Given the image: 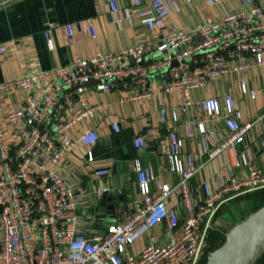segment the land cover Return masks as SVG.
<instances>
[{
  "label": "built area",
  "instance_id": "2783aa9c",
  "mask_svg": "<svg viewBox=\"0 0 264 264\" xmlns=\"http://www.w3.org/2000/svg\"><path fill=\"white\" fill-rule=\"evenodd\" d=\"M205 1L210 6L221 3ZM240 1L245 9L227 13L217 21L188 29L175 27L161 40L78 57L73 71L67 67L52 71L57 81L50 82V72L41 71L0 83V93L16 89L25 92L22 107L10 110L5 117L0 114V264H202L213 218L220 207L264 189V171L252 163L247 149L238 153L249 132L264 123V111L255 121L245 123L232 94L200 101L194 98L196 90L210 83L264 68V2ZM107 2L119 24L122 19L117 1ZM133 6L140 24L150 32L163 29L167 20L182 10L179 0H133ZM86 23L83 20L67 26L69 42ZM52 36V32H45L49 50L54 49ZM5 50L2 45L0 52ZM154 74L168 77L160 89L163 94L183 96L181 106L172 111L160 101L162 124L177 122L180 112L190 114L197 109L206 115V119L190 117L186 127L187 138L200 137L207 160L202 162L186 153L185 138L175 130L164 133L153 128L148 135L136 136L138 149L146 147L149 139L155 142L156 151L171 163L177 181H165L152 165L138 164L142 200L135 213L115 222L108 233H95L90 224L81 223L80 193L60 172L67 156L75 152L81 164L96 163L94 149L99 133L82 126L106 114L110 105L91 102L87 93H110L121 84L127 91L122 103L156 99L160 91L150 86ZM241 91L252 98L257 96L245 80ZM112 127L121 131L117 120ZM215 127L218 136L213 132ZM224 153H237L233 164L246 168L247 177L221 178L216 187L204 182L201 202L196 205L191 180L206 163ZM95 173L104 178L109 169L97 167ZM111 191V185L97 184L92 190L99 197ZM177 202L188 211L183 219ZM162 224L169 238L159 245L157 229ZM144 237L149 242L142 252L133 251Z\"/></svg>",
  "mask_w": 264,
  "mask_h": 264
},
{
  "label": "crops",
  "instance_id": "0c3cea01",
  "mask_svg": "<svg viewBox=\"0 0 264 264\" xmlns=\"http://www.w3.org/2000/svg\"><path fill=\"white\" fill-rule=\"evenodd\" d=\"M116 1L121 11L119 16L122 21L119 24L115 22L117 15L112 13L107 0H0V47L2 45L6 47L4 52H0V83L41 71L50 72V82H54L57 78L52 71L57 67H67L73 71L74 61L78 57L89 58L97 52L117 51L150 39L161 40L172 28L188 29L209 20L217 21L227 13L245 9L240 0H221L220 4L213 6L208 5L205 0H192L191 3L179 0L182 5L181 12L170 17L163 29L150 32L140 24L135 15L133 0ZM83 20L87 22L86 27L78 29L74 33V41L69 42L67 26ZM46 31L53 33V50L48 49L44 37ZM167 79V75L154 74L150 86L160 91ZM242 80L257 91L256 98L241 91ZM228 94L236 98L241 120L245 123L255 121L264 111V68L210 83L207 87L196 90L194 98L200 101L207 97H224ZM24 95L25 92L21 89L0 93L1 116L5 117L10 110L22 107ZM126 96L127 91L121 84L116 85L110 93L88 91L87 97L91 102L100 101L110 105L106 114L82 126L94 128L99 133L100 140L94 149L96 163L81 164L75 152L67 156L60 168V172L75 184L80 193L78 213L81 223L90 224L95 233L101 235L108 233L115 222L131 217L142 200L136 175L138 164L142 166L150 164L157 176L160 175L165 181H177V177L171 171V163L167 157L156 151L155 142L149 139L146 147L138 149L134 145L136 136L148 135L153 128H159L164 133L175 130L185 138L186 153L202 162L207 160L202 154L200 137L187 138L186 127L190 117L206 119L204 113L197 109L190 114L180 112L177 122L170 121L168 125L161 123L160 101L167 103L169 111L178 109L183 102L180 93L163 94L160 91V96L156 99L122 103L120 100ZM116 120L121 125L119 133L112 127V122ZM6 127L11 129L8 125ZM217 127L219 128V125ZM217 127L213 131L216 136L220 134ZM8 137L14 140L11 135ZM245 149L248 150L252 163L264 171V123L256 125L249 132L246 142L239 146L238 153ZM236 159L237 153H224L206 163L199 174L191 180L196 205L201 202L204 182H210L216 187L221 178L233 175L247 177L246 168L234 166ZM97 167L109 169V174L104 178L97 176L95 173ZM94 184L111 185L112 191L104 197L96 196L92 192ZM250 194L224 203L213 218L211 232L219 230L227 239L228 232L223 231L220 226L218 228L216 224L219 220L228 221L231 217L229 210L235 209V206L250 207L251 212L248 209V213L242 215V222L247 220L253 214L248 201ZM178 202L176 205L183 219L188 215V211ZM96 215H100V223L97 226ZM157 230L159 245H163L169 238V232L165 224L160 225ZM148 242V237L140 239L134 245L133 251L142 252ZM209 246L208 241L206 251ZM215 251H211L207 257L209 258ZM259 260H261L259 264H264V252Z\"/></svg>",
  "mask_w": 264,
  "mask_h": 264
},
{
  "label": "water",
  "instance_id": "95a60500",
  "mask_svg": "<svg viewBox=\"0 0 264 264\" xmlns=\"http://www.w3.org/2000/svg\"><path fill=\"white\" fill-rule=\"evenodd\" d=\"M42 124L40 127H43ZM108 198V197H105ZM100 215L95 216V225L100 223ZM237 247L224 257L225 250L238 238ZM264 252V206L253 213L247 220L233 229L226 239L223 248L213 252L207 264H257Z\"/></svg>",
  "mask_w": 264,
  "mask_h": 264
},
{
  "label": "trees",
  "instance_id": "16d2710c",
  "mask_svg": "<svg viewBox=\"0 0 264 264\" xmlns=\"http://www.w3.org/2000/svg\"><path fill=\"white\" fill-rule=\"evenodd\" d=\"M248 201H250V206L252 207L253 213L264 206V189L251 193L248 196ZM226 237L224 233L219 230H213L209 236L210 246L206 251V257L204 258L202 264H207L208 254L211 251L219 249L220 241H225ZM261 263V260L258 261V264Z\"/></svg>",
  "mask_w": 264,
  "mask_h": 264
},
{
  "label": "rangeland",
  "instance_id": "374dc122",
  "mask_svg": "<svg viewBox=\"0 0 264 264\" xmlns=\"http://www.w3.org/2000/svg\"><path fill=\"white\" fill-rule=\"evenodd\" d=\"M235 207H236L235 209H233V208H230V210L227 209V210H229V213L231 214V217L228 221L223 222L222 220H219V222L216 224V226L218 228L222 227L223 231L228 232L227 236L230 234V232L233 229H235L236 227H238L242 223V215L244 213L245 214L248 213V209H249V212H251L250 207L245 208L244 206H241V205L235 206ZM234 217H236V219ZM225 244H226V240L220 241V243H219L220 247L219 248H223Z\"/></svg>",
  "mask_w": 264,
  "mask_h": 264
},
{
  "label": "bare ground",
  "instance_id": "6f19581e",
  "mask_svg": "<svg viewBox=\"0 0 264 264\" xmlns=\"http://www.w3.org/2000/svg\"><path fill=\"white\" fill-rule=\"evenodd\" d=\"M240 237L238 238H235L231 244L229 245V247L225 250V253H224V257L228 256L229 254H231L233 252V250L237 247V244L239 242V239Z\"/></svg>",
  "mask_w": 264,
  "mask_h": 264
}]
</instances>
